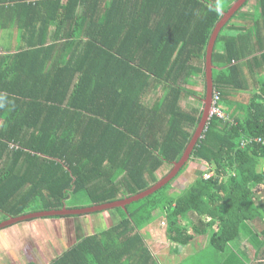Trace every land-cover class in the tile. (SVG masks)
<instances>
[{"label": "trees", "instance_id": "trees-1", "mask_svg": "<svg viewBox=\"0 0 264 264\" xmlns=\"http://www.w3.org/2000/svg\"><path fill=\"white\" fill-rule=\"evenodd\" d=\"M234 1L0 0V31L10 30L11 44L14 33L20 41L0 52V223L61 210L72 197L88 199L73 209L118 202L157 184L166 175L158 171L181 160L202 120L208 45ZM259 2L260 19L243 11L245 3L215 43L213 99L220 97L225 116L209 117L190 158L205 162L212 178L197 174L178 197L169 192L173 179L125 209L94 213L119 220L52 264H163L143 233L162 217L165 238L177 246L209 233L210 246L222 251L242 234L260 244ZM197 83L202 91L191 88ZM242 92H249L246 102L230 101Z\"/></svg>", "mask_w": 264, "mask_h": 264}, {"label": "crops", "instance_id": "crops-1", "mask_svg": "<svg viewBox=\"0 0 264 264\" xmlns=\"http://www.w3.org/2000/svg\"><path fill=\"white\" fill-rule=\"evenodd\" d=\"M237 1L238 0H235L234 3H236ZM246 3L248 4L245 6V8H243V11L251 13L252 19L254 20L260 19L262 11L259 6V0H248ZM8 31L9 30H3L0 31V33L2 32V34L5 35ZM1 36L2 38H4L3 35ZM12 37L17 38L16 40L12 39L11 44V34L9 33V40L6 44H2V46L0 47L1 51H14L12 46H17L20 41L17 34L14 33ZM197 81L200 82V80ZM195 90L200 91V89ZM249 97V92L236 93L235 95L233 94V96H231L230 101L232 103L236 102L238 104H243ZM195 163L196 162L192 161L189 162L190 170L188 172L186 171L184 177H182L181 179L177 178L176 182L173 183L170 189V194L172 196L178 197L182 194V192L184 191L183 184L188 186L190 180L189 177L192 174L191 172H194L191 171V169H197L193 168V165ZM198 163H203V165L205 166L207 165L205 162ZM199 169L200 172L204 170V168ZM171 191L173 192L171 193ZM71 217L55 216L51 218H34L20 221L16 224L1 228L0 264H52L54 260L62 257L67 251L72 249L77 244L79 239L94 233L97 221H94L93 219L87 221L80 219L81 217ZM106 217L111 221L117 222L119 220L118 216L111 217L110 214H106ZM162 218L158 219L156 222L162 221ZM257 224L259 225L258 220L253 223V225H256L253 226L255 232H259ZM85 225L92 226L91 229L90 227L88 228L90 231L87 234L83 233ZM112 225L113 222L111 223V226ZM263 229L264 226L261 227L260 231H262ZM200 237L201 236L195 237L193 242L189 244L190 247H183L184 249H187L188 253L185 255V257L188 256L196 258L191 264H264L263 235L260 236V244L261 242H263L262 245H260L259 243H255V237H246L242 234L241 237H238L235 241L230 243V245L227 247L228 250L225 248L223 251L218 248H212L210 246V238L207 234L202 236L208 240L207 246L203 247L202 243L198 240V238L200 239ZM237 241H239V243L234 244ZM202 251H204L205 253L202 254ZM157 257L161 258V260L164 261L163 264H181V262L184 260V257H182L179 263H175L174 257L168 259V257L166 256V254L164 255V253L157 255ZM197 258L204 259L203 263L199 262Z\"/></svg>", "mask_w": 264, "mask_h": 264}, {"label": "water", "instance_id": "water-1", "mask_svg": "<svg viewBox=\"0 0 264 264\" xmlns=\"http://www.w3.org/2000/svg\"><path fill=\"white\" fill-rule=\"evenodd\" d=\"M248 0H238L236 3L232 5V7L229 9L228 12H225L223 14L222 19L220 22L216 25L209 45L207 49V56H206V73H207V95L206 98L204 99V113L202 120L190 142L188 145L186 151L184 152L183 157L179 162H176L173 164V168L171 171L163 177L157 184H155L153 187L147 189L146 191L135 195L131 198L124 199L122 201L118 202H113V203H108V204H103V205H98L94 207H89V208H81V209H68L67 207L61 209V210H50V211H40L28 215H24L21 217H15V218H10L7 221H4L0 223V229L10 226L12 224H16L20 221L28 220V219H34V218H44V217H55V216H79V215H86V214H94L98 212H104V211H110L115 208H126L128 205L137 202L139 200H142L152 194H154L156 191L162 189L163 187L167 186L174 178L177 177V175L180 173L181 169L187 164L189 161L193 150L195 146L197 145L198 141L202 137V134L204 132V128L207 124V121L209 120V111L212 106V100H213V63H212V55L214 52V47L215 43L217 41V37L221 31V29L228 23V21L236 14L238 10H240L244 4Z\"/></svg>", "mask_w": 264, "mask_h": 264}, {"label": "rangeland", "instance_id": "rangeland-1", "mask_svg": "<svg viewBox=\"0 0 264 264\" xmlns=\"http://www.w3.org/2000/svg\"><path fill=\"white\" fill-rule=\"evenodd\" d=\"M9 33H10V30L5 35L2 34V32L0 33V41H1L0 42V47L2 46V44H6L8 42V40H9ZM1 35H3L4 38H2ZM16 38L17 37H14V40H16ZM17 46H12V47L13 48H17ZM191 88L194 89V90L195 89H200V91H202L203 85L201 83L200 84H198V83L197 84H192L191 85ZM197 163L198 162H196L193 165V168H197L196 169L197 171L195 169L194 170L191 169V171H194V172H191L192 174L189 177L190 180L194 179V177L197 176V174L198 175L201 174L199 168H201V169L204 168V170L207 168V167H205V165H203V163H198V164ZM189 166L190 165L187 163V168H186L185 172H183L180 176H177L174 179V183L176 182L177 178H180L181 179L182 177L185 176L186 171L188 172L190 170ZM170 171H171V167L170 166H164L160 171H158V175L163 177L165 174L167 175ZM190 182L188 183V186L191 184ZM183 185H184V190H185L188 186L185 185V184H183ZM169 192H170V190H169ZM172 192L173 191H171V193ZM177 192H180V191H177ZM86 204H88V199L86 197L79 196L77 199L72 197V198H70L68 200L66 207H68L70 209H73L74 206H76V205H78V206L79 205L85 206ZM34 207H35L34 205L31 206L29 208L30 209L29 212H32L34 210ZM112 211L115 212L114 209L113 210H110L111 213H112ZM106 213H108V212H106ZM106 213H103L101 215H99V214H92V215H88V216H82L80 219L87 220V221H90V220L93 219L94 221H97L96 227L94 229V233L95 232H102V231L110 228L112 222H113V224L116 223V221H111L110 219H107ZM114 216H117V214H114ZM89 227H90V229L92 228V226H90V225H85V227H84V231L85 232L83 231V233L87 234L90 231L88 229ZM164 227H165V225H164L163 221H158L155 224H152V227L150 225L147 228H145L144 231H143V233L146 236V238L148 240V245L151 247L154 255L157 256L159 254L164 253V255L166 254V256L168 257V259L174 257L175 258L174 259L175 263H178L179 261H181L182 257H185V255L188 254L187 253V249L186 248L184 249L182 246L176 247L177 245L169 243L167 241V239L165 238ZM209 235H210V233H209ZM202 236L200 237V239L198 238V240L202 243L203 247H206L208 240L205 239ZM237 243H239V241L235 242L234 244H237ZM194 245H195V243H194ZM187 247H190V246L188 245ZM225 248L228 250L227 247H225ZM204 251H202L201 253H205ZM204 256H205V254H204Z\"/></svg>", "mask_w": 264, "mask_h": 264}, {"label": "built area", "instance_id": "built-area-1", "mask_svg": "<svg viewBox=\"0 0 264 264\" xmlns=\"http://www.w3.org/2000/svg\"><path fill=\"white\" fill-rule=\"evenodd\" d=\"M219 103H220V97L218 95H216L212 101V106H211L210 111H209V115L211 117H213V116L224 117L225 116L223 114V112L221 111V109L217 106ZM258 141H260V140H258ZM251 142L252 141H249V143H251ZM249 143L243 141L241 144V147H245ZM212 175H213V173L210 172V170L208 168V169H206V171L203 174V179L210 180L212 178Z\"/></svg>", "mask_w": 264, "mask_h": 264}, {"label": "clouds", "instance_id": "clouds-1", "mask_svg": "<svg viewBox=\"0 0 264 264\" xmlns=\"http://www.w3.org/2000/svg\"><path fill=\"white\" fill-rule=\"evenodd\" d=\"M190 158H191V157H190ZM189 162H191L190 159H189V161H188L187 163L189 164ZM186 165H187V164H186ZM186 165H185V166H186ZM185 166H184V167H185ZM206 169H208V168H206ZM206 169H205L204 171L201 172V176H202V178H203V174H204V172L206 171ZM181 170H182V169H181ZM178 175H179V174H178ZM178 175H177V176H178ZM174 179H175V178H174ZM200 236H202V235H200ZM196 237H198V236H196Z\"/></svg>", "mask_w": 264, "mask_h": 264}]
</instances>
